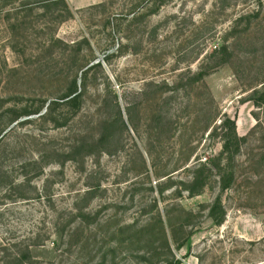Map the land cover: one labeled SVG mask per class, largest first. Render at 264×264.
Instances as JSON below:
<instances>
[{
	"label": "rangeland",
	"instance_id": "rangeland-1",
	"mask_svg": "<svg viewBox=\"0 0 264 264\" xmlns=\"http://www.w3.org/2000/svg\"><path fill=\"white\" fill-rule=\"evenodd\" d=\"M263 84L264 0H0V262L264 264Z\"/></svg>",
	"mask_w": 264,
	"mask_h": 264
},
{
	"label": "trees",
	"instance_id": "trees-1",
	"mask_svg": "<svg viewBox=\"0 0 264 264\" xmlns=\"http://www.w3.org/2000/svg\"><path fill=\"white\" fill-rule=\"evenodd\" d=\"M58 43L63 46V49L69 47L70 50H72V51L73 50H77L78 51L79 50V46H80V42L76 43L74 45L75 47L68 46V44L65 41L60 40L58 38H54L52 40L51 46L60 47L61 45H57ZM225 48H226V46H222V49H225ZM77 56L78 55L73 56L71 58L72 62L75 59H77ZM224 59H226V58H224ZM73 63H76V61L73 62ZM84 65H86V63L85 64L81 63V64L78 65L79 66L78 68L81 69ZM89 67H90V65H88L85 69H87ZM75 84H76V78L73 80V89L71 91H67V92L63 93L60 97H58V98L63 99V100L62 101H59V99L52 100V102L48 103L47 109H46L45 112H50L52 107L55 104H59V102H62L64 104H66V105L76 104V102L80 99V95L81 94H80V92H77V90L75 88ZM263 86H264V84H263ZM255 93L257 94L256 95L257 101H259V103L264 106V87L262 89H260V90L259 89L255 90ZM118 112L120 113L119 110H118ZM119 119L122 122L120 114H119ZM108 126H109V123L105 122V121L102 122V124H101V128L103 127L104 129H106ZM222 126L225 128V131L223 132V139H222V144H221V148H222L221 149V153H225V154L231 155L236 150H238L240 140L243 139V136H239L236 133L235 126H234V121L232 119H230V118L229 119L228 118L225 119L223 121V125ZM102 136H104L103 132H102ZM1 137H0V141H1ZM84 145H88V144H84L83 142L78 144V146H80V148L84 147ZM39 160L40 159L33 160L31 162L37 163ZM25 163L26 162L22 163L21 165L24 166ZM226 169L229 170V175L227 176V178H225V176H223V175L221 176L222 180H221V184L220 185H221L222 189L228 187L230 182L232 181V178H233V171H232V169H230L229 165H226ZM200 176H201V174H195L194 175V177H193L194 185H193L192 188H190L191 193H193L194 187H196L198 185H203L204 179L200 178ZM26 180H28V178ZM18 184H20V183H18ZM93 190H94L93 188L86 189L85 192H84L83 198H86L85 200L90 199L92 197ZM219 206H220V200H219V198H216L214 200V202L212 203L211 207H210V216H212L213 220L216 223H219L221 221L220 216H218L216 214V212H215L216 209ZM181 224H182L181 222H178V228L174 232H168L163 227L159 231L161 245L159 247H156L155 249H158V251L156 253H160V254L163 253V249H165V253L168 254L167 256L169 258H168V260L167 259L163 260L164 264H180L181 263L180 256L175 254V252H174V250H173V248L171 246L173 243H175L176 248H180L182 243H183V241L186 239V236L182 237V236L179 235L181 230H182ZM72 232L73 231H71L69 229L68 236H71ZM24 248H25V254L22 253L21 251H16L15 253L11 254V256L8 259L2 260V262H0V264H22L23 261H24V258L27 257V256H30L29 255V252H30L29 245H25Z\"/></svg>",
	"mask_w": 264,
	"mask_h": 264
}]
</instances>
